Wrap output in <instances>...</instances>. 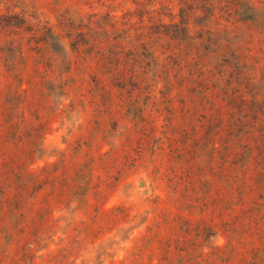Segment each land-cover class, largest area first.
<instances>
[{"label": "rangeland", "instance_id": "obj_1", "mask_svg": "<svg viewBox=\"0 0 264 264\" xmlns=\"http://www.w3.org/2000/svg\"><path fill=\"white\" fill-rule=\"evenodd\" d=\"M241 1L0 0V122L18 123L6 134L11 165L94 168L91 215L94 205L115 209L86 240L75 231L59 242L58 232L36 248V264H130L156 224L175 245L181 217L200 228L188 234L193 259L264 258L261 234L231 190L221 122L240 81L252 92L264 82V31L235 12ZM151 51L160 63L153 70ZM235 57L244 65L223 61ZM159 137H168L161 150ZM171 173L192 186L174 190Z\"/></svg>", "mask_w": 264, "mask_h": 264}, {"label": "trees", "instance_id": "obj_2", "mask_svg": "<svg viewBox=\"0 0 264 264\" xmlns=\"http://www.w3.org/2000/svg\"><path fill=\"white\" fill-rule=\"evenodd\" d=\"M238 5L235 12L241 9L238 11L241 18L250 20L264 31V3L242 0ZM50 37L52 39L53 34ZM148 54L147 66L153 70L160 63L154 51ZM236 57L231 62L223 61L236 69L244 65ZM84 63L90 67L89 63ZM240 72L245 79L246 71ZM99 79L104 80L102 74ZM241 85L242 81L237 85L240 99L232 103L227 101V108L222 111L225 118L221 119L230 143L231 190L245 204L242 212L251 222L252 234H261L264 241V82L255 86L253 92L249 89L242 91ZM243 107L249 112H244ZM17 124L16 121L0 122V264H36V248H47L48 241H53L58 232L61 234L59 242L75 231L86 240L99 225L101 216H110L115 209L99 208L98 204L93 206L94 214L91 215L90 195L99 197V186H92L94 168L84 170L81 167L69 172L55 163L32 171L28 164L11 165L14 163L9 156L14 144L6 134L8 128ZM158 139L161 143L157 149L161 150L168 137ZM211 148L215 149L214 144ZM176 150L178 154L180 149L176 147ZM32 151H37V148ZM90 162L92 167L96 165L93 160ZM194 163L189 162V167ZM177 164H184V160H177ZM171 175L167 179L174 190L178 185L192 186L188 176ZM181 218L186 229L179 239H175V245L170 241L173 238L159 236V225L156 224L155 230L150 228L148 234L139 238L131 253L130 264H206L207 259L201 255L193 259L195 242L188 235L192 231L199 232V226L188 218ZM155 259H158L156 263L153 262ZM241 260L244 264L264 263L261 251L252 252L251 257L245 255Z\"/></svg>", "mask_w": 264, "mask_h": 264}]
</instances>
